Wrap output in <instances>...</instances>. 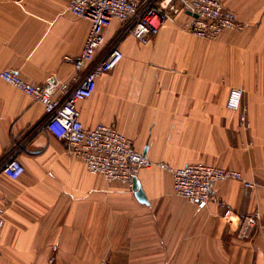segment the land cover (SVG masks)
Returning a JSON list of instances; mask_svg holds the SVG:
<instances>
[{"label":"crops","instance_id":"1","mask_svg":"<svg viewBox=\"0 0 264 264\" xmlns=\"http://www.w3.org/2000/svg\"><path fill=\"white\" fill-rule=\"evenodd\" d=\"M69 2L0 0V69L31 83L74 86L91 65L80 72L68 58L81 54L91 23L73 15ZM225 6L244 27L216 40L185 31V13L147 44L125 36V57L76 104L87 128L118 125L155 163L239 171L242 180L216 184L222 203L201 209L188 202L175 194L171 173L157 167L137 176L141 202L135 191L91 173L43 128L44 105L0 79V264H264V0ZM121 28L114 19L104 30V49ZM233 87L245 90L244 124L227 107ZM13 153L25 167L16 180L1 173ZM244 181L257 185L248 189ZM257 211L252 238H237L238 218Z\"/></svg>","mask_w":264,"mask_h":264},{"label":"built area","instance_id":"2","mask_svg":"<svg viewBox=\"0 0 264 264\" xmlns=\"http://www.w3.org/2000/svg\"><path fill=\"white\" fill-rule=\"evenodd\" d=\"M225 0H70L69 11L91 23V30L80 55L69 57L77 71L91 65L88 72L76 76V84L47 81L45 84L31 83L17 72L0 69V79L13 85L27 95L40 101L45 108L43 128L51 136L66 141L71 151L79 157L87 169L99 174L109 182H119L135 191L136 179L142 168L157 167L173 175L175 192L186 200L205 208L211 203L221 204L215 192L220 181L242 180L237 171L215 168L204 164H191L174 168L164 162L155 163L146 155L135 150L131 142L116 126L98 124L87 128L79 118L76 104L90 98L96 88L98 77L113 70L125 57L120 41L132 35L143 44L156 36L159 30L175 16L185 13L191 17L186 30L200 39L216 40L225 30H239L233 11L226 9ZM117 19L122 23L120 39L103 48L104 30ZM102 52L99 58L98 53ZM242 88H232L228 106L242 108ZM245 108L243 107L242 110ZM245 120V116H242ZM24 165L11 155L3 163L1 173L11 179H18L24 172ZM248 189L256 183L244 181ZM232 209L226 208L224 218L232 224ZM260 219L259 212L238 218L241 239H250ZM6 223L5 208L0 206V228ZM1 241V239H0Z\"/></svg>","mask_w":264,"mask_h":264},{"label":"rangeland","instance_id":"3","mask_svg":"<svg viewBox=\"0 0 264 264\" xmlns=\"http://www.w3.org/2000/svg\"><path fill=\"white\" fill-rule=\"evenodd\" d=\"M224 6H225V1H224ZM225 8L226 9H229V8H227L226 6H225ZM229 10H231V9H229ZM232 11V10H231ZM234 12V11H233ZM236 15V14H235ZM176 17V16H175ZM236 18H237V16H236ZM175 19V18H174ZM174 19L172 20V21H174ZM237 21H238V19H237ZM238 23L242 26V28L241 29H243V25L238 21ZM187 28H188V26H187ZM185 31H187L186 30V28L184 29ZM240 30V29H239ZM188 32V31H187ZM191 34V33H190ZM120 36V35H119ZM119 36L117 37V40L118 39H120L119 38ZM195 38H197L196 36H195ZM198 39H200V38H198ZM115 41V40H114ZM113 41V42H114ZM233 88H242V87H233ZM232 89V88H231ZM231 89H230V91H231ZM243 90H244V88H242ZM245 91V90H244ZM230 93V92H229ZM243 95H244V93H243ZM230 96V95H229ZM227 107L228 108H230L229 106H228V103H227ZM245 108L244 110H242V108ZM242 108L240 107L239 109H237L236 111H239L240 112V120H241V122H243V124L244 123H246L247 122V107H245L244 105H243V97H242ZM231 109V108H230ZM232 110H234V109H232ZM245 116V120H243L242 119V116ZM101 124V123H100ZM103 124V123H102ZM108 125H114V126H116L117 127V129L120 131V132H122L124 135H125V137L128 139V141H130L131 142V144H132V146L134 147V145H133V141H132V139H130L121 129H120V127L118 126V125H116V124H108ZM135 148V147H134ZM136 150V149H135ZM139 152V151H138ZM167 164V163H166ZM191 164H204V165H207V166H211V167H215V168H221V169H227V170H231V171H237V170H234V169H229V168H222V167H217V166H214V165H211V164H208V163H204V162H194V163H189V164H186V165H191ZM168 165H170V164H168ZM170 166H172V165H170ZM185 166V165H184ZM172 167H174V166H172ZM180 167H182V166H180ZM151 168H153V167H151ZM174 168H178V167H174ZM143 169V168H142ZM237 172H239V171H237ZM240 173V172H239ZM241 174V173H240ZM172 175V174H171ZM172 177H173V175H172ZM231 180V179H230ZM107 181V180H106ZM107 182H109V181H107ZM256 185H257V183H256ZM173 187H174V179H173ZM246 187V186H245ZM256 187V186H255ZM174 192H175V190H174ZM175 194H177L176 192H175ZM178 195V194H177ZM179 196V195H178ZM181 197V196H180ZM183 198V197H182ZM185 199V198H184ZM188 201V200H187ZM188 202H190V201H188ZM192 203V202H191ZM215 204H217V203H215ZM250 214H252V213H250ZM247 216V215H246ZM261 216V215H260ZM245 217V216H244ZM244 217H242V218H244ZM223 218H224V213H223ZM242 218H239V219H242ZM225 219V218H224ZM225 221H226V223H227V225L228 226H231V224L227 221V219H225ZM259 221H260V219H259ZM258 224H259V222H258ZM237 226H238V222H237ZM258 226V225H257ZM256 226V227H257ZM256 227L254 228V230L256 229ZM227 231H230L229 229H228V227H227ZM252 236H253V233H252V235H251V238H252ZM236 237L238 238V237H240V235H239V231H238V229H237V231H236ZM250 238V239H251ZM241 239V238H240ZM250 239H242V240H250ZM102 264V263H101Z\"/></svg>","mask_w":264,"mask_h":264},{"label":"water","instance_id":"4","mask_svg":"<svg viewBox=\"0 0 264 264\" xmlns=\"http://www.w3.org/2000/svg\"><path fill=\"white\" fill-rule=\"evenodd\" d=\"M135 195L141 202H146V196L142 189V187L138 184L136 179V185H135Z\"/></svg>","mask_w":264,"mask_h":264}]
</instances>
